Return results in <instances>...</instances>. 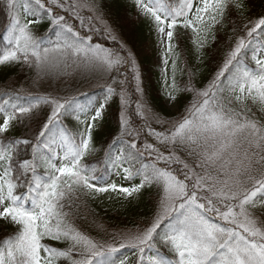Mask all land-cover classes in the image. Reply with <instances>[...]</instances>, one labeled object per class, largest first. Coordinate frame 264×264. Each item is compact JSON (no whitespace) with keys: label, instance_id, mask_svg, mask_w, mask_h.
Masks as SVG:
<instances>
[{"label":"snow or ice","instance_id":"1","mask_svg":"<svg viewBox=\"0 0 264 264\" xmlns=\"http://www.w3.org/2000/svg\"><path fill=\"white\" fill-rule=\"evenodd\" d=\"M135 3L154 25L158 42L164 46L165 65L169 56L176 55L178 26L190 30L189 38L202 49L213 29L223 27L229 8L244 7L243 0ZM6 7L10 36L8 45L0 49V66L28 64L38 75H47L71 59L86 70L109 77L112 84H122L114 76L124 66H131L135 90L142 93L130 52L121 55L93 44L91 36H82L66 19L71 12L81 27L85 19L89 23L92 19L103 22L99 16H80L82 8L97 12L95 0L83 4L7 0ZM21 14L32 19L23 20ZM38 15L48 17L53 26L56 39H48L50 46H45L44 38H37L32 29L39 22ZM104 30L116 39L106 23ZM249 49L253 67L243 62ZM172 63L175 70V59ZM170 88L167 96L175 101L178 89L174 77ZM115 91L108 85L104 102L96 107L55 96H41L27 106L13 105L10 110L4 102L5 107L0 109V221L5 229L12 225L14 231L5 230L0 237V264H128L127 257L118 255L124 248L134 251L137 264H264V120L254 118L252 113L255 107L264 114V14L245 25L244 35L235 40L208 86L196 89L190 83L184 87L183 91L194 93V99L186 109L187 115L172 128L157 131L145 114L151 111L146 102L135 104V116L144 121L147 135L155 143L141 142L142 133L132 126V114L127 111L129 98L121 91L120 130L112 145L124 144L125 148L117 147L113 153L110 145L105 156L125 178H140V183L132 187L114 183L98 186L97 168L84 163L85 157L96 151L93 128ZM42 105L50 111L42 112ZM67 117L83 127L73 133L63 126ZM25 118L37 124L30 138L6 135ZM157 123L163 121L157 118ZM178 152L191 159L193 166ZM41 168L44 172L39 171ZM152 187L157 189L158 201L148 226L114 234L111 242L81 231L70 219L71 212L65 210L72 208L81 191L111 190L131 197ZM45 240L64 242L67 247L57 248ZM158 244L170 256L161 254Z\"/></svg>","mask_w":264,"mask_h":264},{"label":"trees","instance_id":"2","mask_svg":"<svg viewBox=\"0 0 264 264\" xmlns=\"http://www.w3.org/2000/svg\"><path fill=\"white\" fill-rule=\"evenodd\" d=\"M95 2L105 23L113 33L120 37L122 42L113 41L104 28L96 24L93 19L90 23L85 19L83 27H81L80 21L75 18L74 13H67L66 19L80 31L82 36H91L93 44H100L105 48L119 51L121 55H124L125 52L132 54L138 69L142 93H137L135 90L136 80L133 78L134 73L131 66H124L121 73L115 75L114 78L123 81L125 76L121 78L122 72L128 73L125 87L130 106L127 111L132 114V126L142 133L141 142L147 141L149 144H153L155 140L152 136L147 135L144 121L135 116V104L146 102L147 108H150L152 112L148 120L157 131L166 129L165 123L167 122L180 120L183 115H187L186 109L191 107L194 99V93L183 91L184 87L190 83L196 89H204L208 86L222 65L227 52L234 47L235 40L244 35L245 25L264 14V0H243V8H229L225 14L223 27L217 25L213 29L202 49H197L196 46L192 47L184 36L183 28L178 26L174 39L176 55L169 56L167 65L159 68L152 63L151 57L146 52L147 33L151 23L146 21L140 23L136 20L137 5L135 0H95ZM6 3L7 0H0V49L8 45L10 36L7 29L11 21ZM60 13L65 14L62 11ZM80 16L84 17V14L80 13ZM21 19L27 20L32 17L21 14ZM36 19L39 22L32 25L35 36L44 38L45 46H50L48 39L50 38L52 41L56 39L52 35L54 29L50 19L39 15ZM93 24L101 29L98 30ZM90 29L98 30V32ZM121 45H123V49H121ZM253 47L257 46L253 45ZM251 55L252 51L249 49L248 56L243 61L249 67L254 66ZM173 59L176 61L175 70H173ZM173 77L178 89L174 92L177 103L176 113L171 112L165 104L169 99L167 92L171 91L170 85ZM108 85H111L116 91L105 106L102 119L93 128V144L96 151L87 155L84 163L97 168V176L100 178L96 181L98 186L114 183L118 186L132 187L140 183V178L136 176L125 178L123 171L113 167L105 156L110 145L113 153L116 152L117 147L121 150L125 148L124 144L112 145L113 138L120 130V118L123 110L119 94L121 84H112L109 77L86 70L82 64L73 63L71 59L67 60L66 65L52 69L47 75H38L36 69L29 67L28 64L2 65L0 66V109L5 107V101H7L10 110L13 105L27 106L41 96L75 98V102L81 105L96 107L104 102ZM41 110L42 112L50 111L47 105H42ZM252 113L255 114L254 118L264 120V114L257 111L255 107L252 108ZM157 118L161 119L163 123L159 125ZM63 126L73 133L83 127L78 125L72 117L65 118ZM36 127L35 121L25 118L22 123H15L6 135L10 138L28 139ZM138 146L140 145L138 144ZM27 153V158H30V147L27 149ZM177 154L182 159H187L190 166H193L191 159L185 157L182 152ZM39 171L44 172V169L41 168ZM257 178H259V174H257ZM25 190L19 189L18 191ZM77 196L78 198L73 201L72 208L66 207L65 210L71 212L70 219L75 226L100 241L111 242L113 235L118 231L134 232L147 227L157 210L158 196L155 187L145 188L139 194H134L131 197H125L123 194L111 190L105 193L81 191L77 193ZM5 230L12 233L14 228L9 224L5 229L4 222L0 221V237L4 236ZM44 243L61 249L67 247L66 243L53 240H45ZM157 247L160 248L161 254L170 256L164 247L159 244ZM118 255L127 257L128 264H137V257L127 248L121 249Z\"/></svg>","mask_w":264,"mask_h":264},{"label":"rangeland","instance_id":"3","mask_svg":"<svg viewBox=\"0 0 264 264\" xmlns=\"http://www.w3.org/2000/svg\"><path fill=\"white\" fill-rule=\"evenodd\" d=\"M62 3H66V4H76V3H80V4H83L85 3V0H61ZM58 9H56L57 11ZM81 12L83 13H86L87 16H100V14L98 13V11L96 13H93V12H90L87 8H82L80 10ZM137 18L138 20L140 21L141 19H144L145 16L141 14L139 8H138V13H137ZM96 21V23H101L103 24V22H101V20H97V19H94ZM185 34L186 36L188 37L189 41L191 43H193V40L189 38L190 36V30H185ZM194 45V43H193ZM195 46V45H194ZM146 51L147 53L152 57V61L153 63L157 66V67H163L164 66V46L162 44H160L158 42V39H157V34L155 32V29L152 31L151 35H150V38L148 40V43L146 45ZM125 72V71H123ZM122 72V75H121V78H123L124 76V79H123V83L121 84L120 86V91H119V94L121 93V91L123 90L124 93L127 95V91H126V83H127V79H128V73L125 72V75L124 73ZM122 81V80H121ZM166 105L167 107L170 109L171 112L173 113H176L177 111V106H176V102L175 101H170V100H167L166 101ZM146 116L147 117H150L152 112L151 111H147L146 110ZM177 121H173V122H167L165 123L166 125V129H170L172 128V126L176 123ZM160 125V123H159ZM155 143V142H154ZM162 151L164 150L163 148L161 149ZM178 155V154H177ZM176 167V166H174ZM144 228V227H143ZM139 230V229H138ZM130 232V231H129ZM135 232V231H134ZM124 233H128L127 231L125 232H116L115 234L116 235H120V234H124ZM130 249V248H129ZM132 250V249H131Z\"/></svg>","mask_w":264,"mask_h":264}]
</instances>
